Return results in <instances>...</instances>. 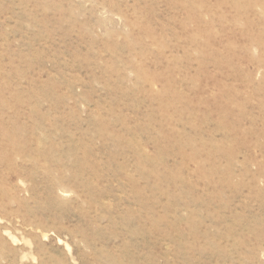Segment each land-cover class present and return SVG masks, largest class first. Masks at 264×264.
I'll return each mask as SVG.
<instances>
[{
    "label": "rangeland",
    "instance_id": "obj_1",
    "mask_svg": "<svg viewBox=\"0 0 264 264\" xmlns=\"http://www.w3.org/2000/svg\"><path fill=\"white\" fill-rule=\"evenodd\" d=\"M0 264H264V0H0Z\"/></svg>",
    "mask_w": 264,
    "mask_h": 264
}]
</instances>
